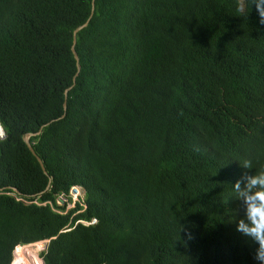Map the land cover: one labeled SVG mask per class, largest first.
I'll return each mask as SVG.
<instances>
[{
    "label": "trees",
    "instance_id": "obj_1",
    "mask_svg": "<svg viewBox=\"0 0 264 264\" xmlns=\"http://www.w3.org/2000/svg\"><path fill=\"white\" fill-rule=\"evenodd\" d=\"M68 88L31 138L46 173L24 137ZM0 120V264L46 239L36 264H257L228 183L239 148L264 172L250 0H0Z\"/></svg>",
    "mask_w": 264,
    "mask_h": 264
},
{
    "label": "clouds",
    "instance_id": "obj_2",
    "mask_svg": "<svg viewBox=\"0 0 264 264\" xmlns=\"http://www.w3.org/2000/svg\"><path fill=\"white\" fill-rule=\"evenodd\" d=\"M254 5L259 8V23L264 24V0H250L251 9ZM77 43L78 40L74 43V47H73L75 57H76L75 50L77 51V49L75 48L77 46ZM79 60H80L79 64H81L80 55H79ZM82 69L83 67L81 66V68H79V70L76 72L74 77H77L80 73V70ZM69 89L70 88L66 89L67 93ZM66 91H65V95H66ZM67 108L68 106L66 105L65 113L62 116L56 119H52L49 122L43 124L41 129L35 131V136L39 135L42 132L44 126L64 118L66 116ZM0 128L4 132V136L0 138V143H1L3 140L7 138L6 129L1 120H0ZM30 142L32 143V145L34 144L32 140H30ZM233 151H235V149ZM251 152L252 149H250L249 147H243L237 150V155L234 158L236 166H242L245 169H250V171L240 170L228 180V183L230 184V186L234 184L232 186L234 190L233 192L234 195H232V198L230 200L232 201V203L234 202L237 207H239V221L237 223V230L241 232L244 236L250 238L257 245L253 253V259L257 261V264H264V172L263 171L255 172L252 170L253 168L252 162L249 159V155L251 154ZM229 165L230 163L226 161L223 162L222 166L218 167L217 175L215 177L217 180L223 171H228ZM234 177L237 178L235 182L233 180ZM82 191H84V194ZM82 195H85L84 187L80 184H74L70 187L68 193H62L58 195V197L60 200H62L63 197L67 196L72 201H76ZM227 195L230 197V194ZM57 203H58V199H57ZM70 204L71 203H69V205ZM62 206H66L68 210L71 209L67 207V202ZM78 221H81L82 223L89 225L95 223L96 219L94 218L89 221L80 219Z\"/></svg>",
    "mask_w": 264,
    "mask_h": 264
},
{
    "label": "bare ground",
    "instance_id": "obj_3",
    "mask_svg": "<svg viewBox=\"0 0 264 264\" xmlns=\"http://www.w3.org/2000/svg\"><path fill=\"white\" fill-rule=\"evenodd\" d=\"M95 2H96V0H94V7H95ZM89 23H90V21L86 24V27L85 28H87L88 26H89ZM85 26V25H84ZM82 28V27H81ZM84 28V29H85ZM84 29H82L81 31H83ZM79 30V29H78ZM78 30H76V32L78 31ZM81 31H79L78 33H76L75 32V42L78 40V35H79V33L81 32ZM77 52V51H76ZM76 58L78 59V61L80 62V60H79V54H78V52H77V55H76ZM80 68H81V65H80ZM76 78L77 77H75V79H74V81H75V83H76ZM70 90V89H69ZM69 92V91H68ZM67 98H68V93H67V95H66V102H65V107H66V105H67ZM27 134H30V137H29V140H31V138H32V136H35V133L34 132H29V133H27ZM26 134V135H27ZM26 135H25V137H24V140H25V138H26ZM25 142H26V140H25ZM29 147V146H28ZM35 149V148H34ZM32 151V150H31ZM34 154V153H33ZM18 193H20V191H19V189H18V191H17ZM21 194V193H20ZM84 197H85V195L83 196V197H79L77 200L78 201H76L75 203H76V206H77V203L79 202V203H81V204H84V202H83V199H84ZM65 200H67V202L69 201V202H71V199L69 198V197H64L63 199H62V201H63V203H65ZM76 206H74L73 208H75ZM50 242V241H49ZM33 244H37V246H40V244L38 243V242H35V243H33ZM49 244V243H48ZM29 245V244H28ZM20 246V245H19ZM48 247V246H47ZM47 247L46 248H44V249H47ZM29 248H31V247H29ZM28 248V249H29ZM37 248V247H36ZM25 250H26V247H25V249H24V247H20V248H18L17 249V252H16V258L18 259V261H20V263L21 264H36V261H35V259L32 261V262H29V260H27V257H26V253H25ZM29 252V251H28ZM30 255L31 256H33L32 255V253H30ZM44 264H45V261H44Z\"/></svg>",
    "mask_w": 264,
    "mask_h": 264
},
{
    "label": "rangeland",
    "instance_id": "obj_4",
    "mask_svg": "<svg viewBox=\"0 0 264 264\" xmlns=\"http://www.w3.org/2000/svg\"><path fill=\"white\" fill-rule=\"evenodd\" d=\"M83 192V194H84V191H82ZM9 194H11V195H14V196H17V193H9ZM84 195H82L81 197H83ZM80 197V198H81ZM64 198V197H63ZM57 199H58V204L59 205H63V204H65L66 202H67V200H65V203H63V201L62 200H60L59 199V197H57ZM76 201H78V200H76ZM76 201H72L71 200V202H67V207L68 208H72V205H73V207L74 206H76ZM69 203H71L70 205H69ZM68 210V209H67ZM20 246H25L26 247V250H25V253H26V257H27V260H29V262H32L34 259H35V257L34 256H31L30 255V253H34V255L36 256V257H38V259L39 260H43V257H42V253H43V251L45 250L44 249V247L42 246V245H40V246H37V244H27V245H20ZM20 246H18L17 248H16V250H15V252H14V258H15V261H14V263L13 264H21L20 263V261H18V259L16 258V252H17V249L20 247ZM29 247H31V248H29ZM37 247V248H36ZM29 248V249H28ZM25 249V248H24ZM29 251V252H28Z\"/></svg>",
    "mask_w": 264,
    "mask_h": 264
},
{
    "label": "water",
    "instance_id": "obj_5",
    "mask_svg": "<svg viewBox=\"0 0 264 264\" xmlns=\"http://www.w3.org/2000/svg\"><path fill=\"white\" fill-rule=\"evenodd\" d=\"M85 27H86V25L83 26L82 28H80L76 33H78L79 31H81V30L84 29ZM75 49H76V48H75ZM75 53H76V55H77L76 50H75ZM66 95H67V91H66ZM37 133H39V132H37ZM29 137H30V134H27V135H26V138H25L26 143H27V145L29 146V148L32 150V152L37 156V159H38V161L40 162V164H41L42 169L44 170V172L47 173V170H46V167H45L44 161H43V159H42V158L36 153V151H35V149H34L32 143H31L30 140H29ZM13 190L18 191V188L14 187ZM49 241H50V239H46V240L39 241L38 243H39L40 245H42L44 248H46V247L48 246ZM31 244H33V243H31ZM26 245H27V244H26ZM14 252H15V250H14ZM13 254H14V253H13Z\"/></svg>",
    "mask_w": 264,
    "mask_h": 264
},
{
    "label": "built area",
    "instance_id": "obj_6",
    "mask_svg": "<svg viewBox=\"0 0 264 264\" xmlns=\"http://www.w3.org/2000/svg\"><path fill=\"white\" fill-rule=\"evenodd\" d=\"M4 136V132H3V130L0 128V138L1 137H3ZM74 194V193H73ZM75 194H77V193H75Z\"/></svg>",
    "mask_w": 264,
    "mask_h": 264
}]
</instances>
